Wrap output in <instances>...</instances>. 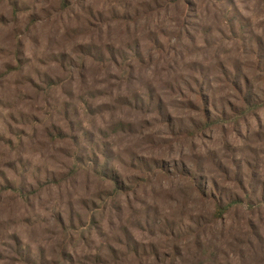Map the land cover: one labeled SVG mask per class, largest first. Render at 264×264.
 <instances>
[{
    "label": "rangeland",
    "instance_id": "rangeland-1",
    "mask_svg": "<svg viewBox=\"0 0 264 264\" xmlns=\"http://www.w3.org/2000/svg\"><path fill=\"white\" fill-rule=\"evenodd\" d=\"M258 44L264 55V0H0V264H64L66 243L67 264H160L173 254L165 222L206 211L182 167L256 157L264 178V109L236 129L177 128L202 81L221 107L237 103L225 72L253 79ZM86 147L131 186L105 211L112 191L83 166ZM141 160L169 172L146 176ZM216 228L228 237L216 263L189 252L182 264H264V207Z\"/></svg>",
    "mask_w": 264,
    "mask_h": 264
},
{
    "label": "trees",
    "instance_id": "trees-1",
    "mask_svg": "<svg viewBox=\"0 0 264 264\" xmlns=\"http://www.w3.org/2000/svg\"><path fill=\"white\" fill-rule=\"evenodd\" d=\"M261 50L258 44L252 62L255 72L253 79L243 69H235L230 74L225 72L227 74V86L232 92H235L234 99L237 103H229L228 106L224 104L221 107L214 92L204 91L209 87V84L206 81H202L200 85L198 83V90L195 93L196 99H189L188 101L191 105L192 101L197 103V115L177 125L180 135L201 136L209 131L225 128V126H234L236 129V126H240L242 121L257 116L264 109V55ZM97 54L99 53L97 52ZM153 105L155 111L160 114L164 113L163 103L160 100L154 103L152 98H149L148 106L152 107ZM86 149L87 157L83 166L92 169L96 175L100 176L103 180L102 183L108 182L112 191V194L107 198H99L101 202L99 210L105 211L109 204L112 206L119 204V200L130 193L131 186L126 185L119 173L110 166V157L106 150L102 154L105 160L103 163L94 151L90 153L88 147ZM140 166L142 173L146 176L169 172L161 162L154 161L152 165H149L148 162L141 160ZM213 168L214 171H209L201 162L194 163L193 167L188 170H184L185 168L182 167L181 175L187 178L190 185V197L199 200L206 211H202L203 215L191 217L188 224L177 223L176 221L165 222L164 232L174 243L173 254L161 261L160 264H182L181 262L184 261L185 257L189 256V252H195V257L199 258L209 255L216 263L218 255L226 247L225 240L228 237L224 232H220L217 237L213 233L214 229H217L219 224L224 227L228 218L237 215L239 212L253 213L256 208L264 207V178L259 172L260 163L256 157L244 161L243 165L238 167L216 163L213 164ZM74 221L70 215L69 225L63 228L67 231L73 229ZM250 225L254 229L249 231L247 235L251 241H253L252 238H255L256 242H260L262 240L261 231L255 228V225ZM129 239L130 237H127L126 247L130 255L134 254L138 257V255L145 254V250L141 253L139 245ZM186 241H191L192 245L189 243V246ZM71 245L66 243L61 255L64 264L71 262L68 259L72 258L69 252ZM139 262L143 264V258L139 259ZM33 264L37 263L34 262Z\"/></svg>",
    "mask_w": 264,
    "mask_h": 264
}]
</instances>
